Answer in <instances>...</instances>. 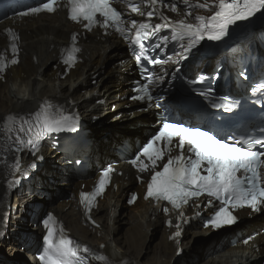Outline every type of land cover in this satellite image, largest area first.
Instances as JSON below:
<instances>
[{"label":"snow or ice","instance_id":"1","mask_svg":"<svg viewBox=\"0 0 264 264\" xmlns=\"http://www.w3.org/2000/svg\"><path fill=\"white\" fill-rule=\"evenodd\" d=\"M183 4L186 6L184 10L165 0H38L35 6H28L18 15L23 18L40 13L54 14L63 8L68 20L82 25L89 32L101 28L105 33L112 29L119 34L128 42L135 64L143 70V82H136L138 86L132 88L134 94L129 98L145 102V107L139 111L147 112L163 107L159 101L164 97L154 95L153 89L163 83L165 77L157 75L146 65H175L172 73L175 79L181 70L180 65L189 59L202 41H220L228 35L230 26L248 21L257 14L264 15V0H195L194 3L183 0ZM125 7L134 16L146 17V20L126 17L121 10ZM163 8L177 13V17L165 15ZM153 17H158L161 23H151ZM165 31L169 34L161 35ZM5 32L10 41L11 55L5 54L7 50L0 52V82H6L11 67L20 63L17 43L20 36L12 28L5 29ZM154 37H158L161 43L153 42L152 51L169 41L177 43L179 50L165 59L151 55L147 44ZM78 40L79 33H71L70 44L62 50L60 60L65 66V74L79 63L82 49ZM204 81L205 77L201 75L186 83L212 108L233 112L238 105L228 96H220V102H217L212 87H194ZM252 91L264 93V83L256 84ZM0 121H3L0 131L6 137L3 151L12 153L11 156L0 157V164L14 177H28V170L38 166L32 162L22 168V152L27 150L36 160H42L43 156L38 154L45 138L58 133H77L80 126L78 113L48 98L38 101L36 110L25 115L9 113L0 117ZM128 163L137 172L136 180L145 186L143 199L160 206L165 216L170 211L175 212V219L166 222L174 228L169 239L177 245L178 255L182 252L180 244L184 226L193 219L198 220L203 229L217 231L236 224L241 211L264 212V139L218 136L211 130L186 126L165 117ZM115 171L113 167L106 168L92 191L80 192L79 200L87 219L91 220L90 213L111 184ZM19 183V179L9 180L8 187ZM138 199V194L132 193L128 203L134 204ZM186 207L196 209L193 216H186ZM91 222L95 224L94 220ZM39 223L44 230L43 243L36 257L39 264H90V259H94L96 264H113L102 251L93 250L72 238L53 213L43 214ZM5 234L0 231V238ZM251 239H244L243 243L247 245ZM104 247V244L99 245L100 249Z\"/></svg>","mask_w":264,"mask_h":264},{"label":"bare ground","instance_id":"2","mask_svg":"<svg viewBox=\"0 0 264 264\" xmlns=\"http://www.w3.org/2000/svg\"><path fill=\"white\" fill-rule=\"evenodd\" d=\"M165 2L178 4V8L184 10L181 6L183 0ZM123 9L128 16L132 15L126 7ZM162 10L177 17V13H171L167 8ZM7 28H12L20 36L17 41L20 63L11 67L6 82H0V117L36 110L38 101L45 98L71 112L79 109L85 117L100 116L104 111L107 113L104 119L113 116L111 120L116 124L124 125L143 116L138 108H134L137 102L129 100V76L125 73L133 62L124 54L122 48L127 47L128 42L119 34L112 31L105 33L99 28L91 32L84 30L82 25L70 22L66 11L61 8L54 14L13 18L0 25V52L7 50L5 54L8 56L11 52L5 32ZM73 32L79 33L78 46L82 52L79 63L65 74L60 57ZM120 55L122 58L118 59ZM216 59L217 56H213L200 63L202 66L212 65ZM95 76L94 83L92 79ZM94 95H99L103 104H97ZM112 104L119 114L122 113L120 119L117 113L112 112ZM151 127L152 124L148 123L135 135L123 140L134 147L135 136L140 139L146 137ZM119 141L94 136L89 146L82 147L74 154L55 153L8 197L5 182L6 176L11 174L0 166V231L9 232L12 224L17 225L9 240L10 249L18 255L17 246L22 243L29 258L21 256L13 259L0 253V264H38L31 254L40 246L38 233L43 232V228L38 226L36 230L31 229L29 222L40 220L46 210L53 212L62 225L83 243L101 250L117 263L131 260V264H264L263 236L255 238L248 245L232 248L226 236L237 231L211 236V231L200 227L198 220H192L186 226L181 243L183 249L178 255L177 247L169 239L171 231L165 226L164 214L151 201L143 199L145 186L136 180L137 172L133 168L122 165L124 158L117 157L121 163L116 167L112 185L92 210L91 215L99 227L91 225L84 218L79 194L91 190L98 178L95 165L102 162V156L115 157ZM83 155H86L88 164L85 171L75 166L76 157ZM32 160V157L24 156L22 168ZM132 191L138 192L139 199L133 205H128L127 198ZM35 194L38 198L34 201ZM4 211H10L13 219L9 218L7 224L2 217ZM249 213L241 211L238 214ZM123 224L127 228L120 234ZM263 224V217L253 215L252 222L240 229L245 233L258 231ZM208 235L211 237L208 238ZM197 238L202 242L196 243ZM101 244L105 245L104 249L99 248Z\"/></svg>","mask_w":264,"mask_h":264},{"label":"rangeland","instance_id":"3","mask_svg":"<svg viewBox=\"0 0 264 264\" xmlns=\"http://www.w3.org/2000/svg\"><path fill=\"white\" fill-rule=\"evenodd\" d=\"M123 49H124V47L122 48V50ZM124 54H126V53L124 52ZM121 58H122V55H120L118 59H121ZM131 71H132V68H129L128 71H126V73H125V74H127L129 76V81H130L131 77L135 75V73L131 74ZM96 78H97L96 76L93 77L92 82L95 83ZM129 86H130V82H129ZM93 99L94 100H98L99 99V95H94L93 96ZM111 108H112V112L113 113H117V116H118L119 113H118L117 109H115V106L113 104L111 105ZM78 111H79L78 114L82 115V117L84 118L87 126L90 128L89 129L90 130V133L92 135H95L98 138H103V139H107V140L110 139V138L113 139L112 138L113 136H111L109 138V137H106L105 135L108 132H110L112 129H114L115 127H117V128L128 127V130L129 131L136 132L139 129L146 127V124L149 123V122H146V121L142 120V121L139 122L138 125H135V126H130V125L126 124V123L124 125L123 124H119V123L116 124L113 120H111V119H113V116H109L106 120L104 119L105 115H107V113L104 112V111L100 115V116H102V119L101 120H99V117H95V115H93L92 117H85V116H83L84 115V112L83 111H80L79 109H78ZM120 118L121 117H119L118 119H120ZM150 121H152V120L150 119ZM125 137L126 136H124V135H120V137L119 138H116V140H120L119 141V144H123L122 143L123 142L122 139H124ZM144 138H146V137H144ZM144 138H142L141 140H143ZM52 146L51 147L50 146H46L45 147V149H46V155L48 157V159L46 161H48L55 153L57 154V152L54 150V148ZM105 158H110V157L102 156V162L100 163L101 165L104 163ZM95 170H96L95 172L98 171L97 168H96V166H95ZM67 186L65 185L66 188H68ZM69 191H71V190H69ZM37 198H38V195L35 194L32 200L35 201V200H37ZM42 198H45V197H42ZM24 207H25V205H24ZM46 211H44V213ZM11 219H12V217H10V220ZM17 227H18L17 225L12 224L11 227H10L9 232H6L5 236L3 238H0V241H1L0 242V253H3L4 255L9 256L10 258H13V259H17V257H21V256H24V257L28 258L26 256V254H27L26 247L24 245H22V243H19V245L17 246L19 248L17 250L18 255H15L16 252L13 251L12 249H10L11 244H10L9 240L13 237L14 232H15V230H16ZM29 228L36 230L39 227L38 226L36 227L34 225V222H29ZM126 228H127V225L126 224H123L121 226L120 230H119L120 234H123L125 232ZM40 234H41V232L38 233V236ZM208 238H210V235H208ZM195 242L196 243H200V242H202V239L197 238ZM28 260H29V258H28Z\"/></svg>","mask_w":264,"mask_h":264},{"label":"water","instance_id":"4","mask_svg":"<svg viewBox=\"0 0 264 264\" xmlns=\"http://www.w3.org/2000/svg\"><path fill=\"white\" fill-rule=\"evenodd\" d=\"M172 100H179V98H172ZM135 123V120L134 121H131V122H128V123H126V124H128V125H131V124H134ZM121 129H123V127L122 128H119V132L120 133H122V134H124V135H129L131 132H129V130H121Z\"/></svg>","mask_w":264,"mask_h":264}]
</instances>
